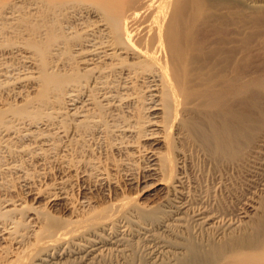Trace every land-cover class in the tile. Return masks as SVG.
<instances>
[{
  "label": "bare ground",
  "instance_id": "obj_1",
  "mask_svg": "<svg viewBox=\"0 0 264 264\" xmlns=\"http://www.w3.org/2000/svg\"><path fill=\"white\" fill-rule=\"evenodd\" d=\"M0 264H264V0H0Z\"/></svg>",
  "mask_w": 264,
  "mask_h": 264
}]
</instances>
